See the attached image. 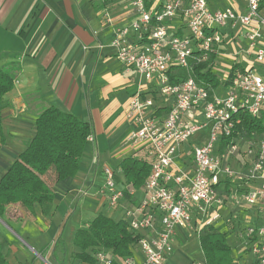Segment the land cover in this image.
Instances as JSON below:
<instances>
[{"label":"crops","instance_id":"1","mask_svg":"<svg viewBox=\"0 0 264 264\" xmlns=\"http://www.w3.org/2000/svg\"><path fill=\"white\" fill-rule=\"evenodd\" d=\"M146 1L150 8L157 9L167 0ZM207 1L212 11L227 7L246 10L245 0ZM134 17L132 0H0V67L15 75L13 89L3 96L1 103L5 143L0 148V179L34 137L36 118L45 107L53 105L72 112L89 122L93 130V139L87 140L78 173L58 182H54L53 176L55 198L48 215L38 205L35 217L18 204L8 207L6 226L17 237L2 227V245L3 250L9 249L8 254L11 251L8 258L16 264H90L74 258L80 252L73 243L76 231L87 227L99 213L116 220L125 218L123 206L111 207L101 191L105 167L115 171L118 189L129 190L131 197H127L125 205L136 204L144 194L143 188L135 189L125 183L119 165L123 158L140 157L149 148L144 142L137 145L129 142V135L135 129L127 116L129 103L141 89L143 95L155 99L157 116L164 118L172 99L163 98L154 84L121 62L111 45L116 28L130 26ZM222 31L224 44L214 54L213 68L217 70L219 59L228 56L229 71L238 65L235 74L253 62L254 54L246 53L234 59L232 53L226 55L228 41L237 43V39H243L244 45L237 44L240 53L248 42L238 27L229 25ZM170 32L188 34L180 16L170 21ZM191 142L184 145L178 159L185 169L195 168L189 150ZM249 160L243 152L230 159V163L234 167L236 161L240 169L246 168ZM231 183L230 191L222 186L220 193L226 197L236 192L242 194L256 187L259 180L238 186L234 181ZM85 191L87 196L83 194ZM15 207L20 208L22 216L8 213ZM219 210L231 218L243 217L247 226L261 223L256 206L240 207L229 199ZM242 240V246L228 242L235 264H258V256L252 251L254 241L243 237ZM88 252L93 253L91 249ZM107 253L111 256L110 251ZM94 254L96 258L97 253ZM134 258L138 264L144 260L138 245ZM95 264L99 262L96 260ZM165 264H205L199 233L190 227H178L174 250Z\"/></svg>","mask_w":264,"mask_h":264},{"label":"built area","instance_id":"2","mask_svg":"<svg viewBox=\"0 0 264 264\" xmlns=\"http://www.w3.org/2000/svg\"><path fill=\"white\" fill-rule=\"evenodd\" d=\"M245 2L242 12L234 7L212 11L207 0H167L157 9L150 8L146 0H132L134 19L130 26L115 30L111 45L119 60L154 84L163 98L172 99L164 118L157 116L155 99L143 95L141 89L130 100L127 116L135 129L129 142L148 144L152 157L142 198L125 205V193L117 188L115 171L110 167L103 170L101 191L111 207L123 206L130 229L140 234L142 264H165L174 250L177 228L190 227L199 233L220 218L219 207L229 199L240 207L258 208L261 223L248 225L245 236L254 241L252 251L258 256V264H264V135L243 151L250 157L246 168L230 163L243 153L242 141H231L222 152L215 151L220 136H230L240 122V111L253 117L264 112V8L262 0ZM177 16L187 35L170 32V21ZM229 25L240 29L254 60L231 79L228 72L229 84L224 91L210 96L206 86L190 74L191 62L206 61L218 53L224 44L222 30ZM173 66L185 68L188 77L171 82L169 70ZM200 131H208V139L192 141ZM92 139L91 134L88 140ZM189 142L194 169L176 163ZM224 180L239 184L259 180V184L226 197L219 187ZM83 194L86 196V191ZM96 258L99 264H138L134 255L117 259L99 251Z\"/></svg>","mask_w":264,"mask_h":264},{"label":"trees","instance_id":"3","mask_svg":"<svg viewBox=\"0 0 264 264\" xmlns=\"http://www.w3.org/2000/svg\"><path fill=\"white\" fill-rule=\"evenodd\" d=\"M147 2V1H146ZM147 5H149L147 3ZM264 8V0H262ZM214 54L202 62H191L190 74L206 86L210 96L219 90L222 82L218 71L213 68ZM238 65L229 71L230 79ZM171 82L179 83L188 77L185 68H170ZM15 75L8 68L0 67V148L5 143L1 118V103L3 96L13 89ZM225 83L223 85H228ZM240 122L230 136L221 135L216 146V153L227 148L231 141H242L241 137L253 136L258 143L264 135V112L260 117H253L250 113L240 111ZM36 133L28 142L26 148L18 155L9 169L0 179V216H4L10 205H20L31 216H36L35 207L38 205L44 215H48L53 207L55 191L53 182L48 179L51 175L54 182L75 176L79 171L81 157L85 151L88 137L93 133L89 122L82 120L72 112H66L53 105L45 107L36 118ZM255 143V144H256ZM256 146V145H255ZM152 157L150 148L144 150L138 157L129 155L120 162L124 174V181L135 189L145 185L151 170ZM115 177L116 173H115ZM226 191L232 187L231 181H223ZM239 185V182H235ZM126 197H131L128 189H123ZM227 232L219 230L213 224L202 227L199 231L200 245L205 264H235L232 247L227 241ZM140 234L130 229L125 218L114 219L105 213H99L89 222L87 227L79 228L73 243L80 249L74 255L79 261L95 264V254L99 251L108 252L119 258L134 255ZM64 255L66 244H63ZM91 249L93 253H89ZM0 264H16L9 260L0 242Z\"/></svg>","mask_w":264,"mask_h":264},{"label":"rangeland","instance_id":"4","mask_svg":"<svg viewBox=\"0 0 264 264\" xmlns=\"http://www.w3.org/2000/svg\"><path fill=\"white\" fill-rule=\"evenodd\" d=\"M238 42H240V43H238ZM237 44L238 45L239 44L244 45L243 39L242 40L241 39H237V43H234V41H232V42H229L228 41V43H226V45H225V48H226L227 52H226V50H222V52L223 53L226 52V55L232 53L231 56L233 55V59L235 57H238V56H244V55H246V53L251 52V50L248 48V43L245 45V48H243L244 50L242 49L243 51H241V53L238 50L239 47L237 46ZM225 57H227V58H225V59L220 58L219 59V63H218L219 66L217 65V70L219 71L218 72V77H219V79L222 82V85H221V87H220L219 90H223L224 89L225 85H223V84L227 83V77L225 75L229 72L228 69L230 68L229 67L230 64L228 62L229 61L228 56H225ZM227 59H228V61H227ZM221 63H224V64H221ZM261 72L264 73V70L261 69ZM131 133H130V135H131ZM192 139L194 141H196V142H198L199 140H202V139L206 140V139H208V131H200L197 134H195L192 137ZM240 140H242V144L244 145L243 146L244 147L243 148V151L244 150L247 151L252 144L254 146V144L256 143V141H254V139H253V136H249V138L247 136H245V138H244V136H243V137L240 138ZM178 159L177 160L175 159L176 160V163L179 166H181V164L178 163ZM236 166H237V164H236V161H235L234 167H236ZM48 179L52 181L51 175L48 176ZM87 195H88V192H86V196ZM125 198L127 199L126 195H125ZM16 208L17 207L12 208L10 211H8V213L9 214H13L16 217L22 216V212H21L20 208L19 209L18 208L16 209ZM219 212H220V218L222 217V219L216 221L215 224H214V226L216 228H218L219 230H222V231L227 232V234L229 236L228 237V242L231 245L235 244V246L236 245L242 246L243 243L241 244V242L244 241V240H242V237H243V239H246L245 231H246V228L248 227L246 224H244L243 217H241V219L239 217L231 218V216L228 215V214L227 215H224V213H225L224 211L219 210ZM88 215L92 216V214H88ZM85 219H88V218L85 217ZM239 220H241V221H239ZM227 221H229V222H227ZM6 224H7V220H6V217H5V214H4V216H2V217L0 216V242L1 243L4 241V235H3L4 234V231H3L2 227H5L10 233H13L17 237V234H15V232L13 231V229H11L10 227L6 226ZM21 242H22V240H21ZM248 246H249V244H248ZM8 251H9V249L7 250V248H4V250H3V252H4V254H5V256L7 258H8V255L10 254V252H11L10 251L9 254H8ZM245 257H249V255H245ZM202 263H204V262H202Z\"/></svg>","mask_w":264,"mask_h":264}]
</instances>
